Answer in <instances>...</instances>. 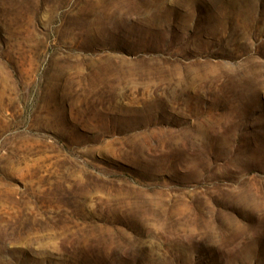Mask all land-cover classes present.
Segmentation results:
<instances>
[{
  "label": "rangeland",
  "instance_id": "1",
  "mask_svg": "<svg viewBox=\"0 0 264 264\" xmlns=\"http://www.w3.org/2000/svg\"><path fill=\"white\" fill-rule=\"evenodd\" d=\"M0 264H264V0H0Z\"/></svg>",
  "mask_w": 264,
  "mask_h": 264
}]
</instances>
